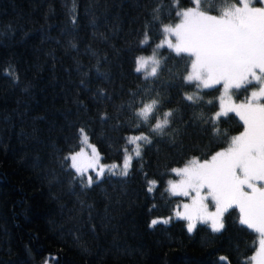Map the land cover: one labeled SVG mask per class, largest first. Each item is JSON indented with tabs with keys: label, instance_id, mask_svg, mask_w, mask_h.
<instances>
[{
	"label": "trees",
	"instance_id": "obj_1",
	"mask_svg": "<svg viewBox=\"0 0 264 264\" xmlns=\"http://www.w3.org/2000/svg\"><path fill=\"white\" fill-rule=\"evenodd\" d=\"M236 2L202 0L200 9L220 15L224 4ZM192 3L180 0L179 7ZM155 6L156 0H0V264L249 261L256 233L240 225L237 209L225 214L220 233L199 221L189 233L179 217L156 219L170 213L177 197L165 188L171 168L190 156L207 157L243 127L234 112L215 119L219 85L200 90L198 106L182 99L197 92L195 82L185 83L191 57L165 45L156 50L164 67L157 86L174 85L161 90L171 103L159 115L175 110L181 133L198 117L187 135L174 144L141 142V157L125 139L149 131L145 125L136 130L137 118L124 107L128 93L146 83L134 60L156 49L164 23L176 18L174 0H162L149 29L150 46L141 50L138 41ZM234 90L243 93L246 86ZM101 112L126 126L117 130L114 119L99 120ZM81 127L102 161L133 155L127 178L111 176L86 193L78 186L70 190L57 157L78 146ZM89 204L95 209L91 221ZM154 219L160 222L152 225Z\"/></svg>",
	"mask_w": 264,
	"mask_h": 264
},
{
	"label": "snow or ice",
	"instance_id": "obj_2",
	"mask_svg": "<svg viewBox=\"0 0 264 264\" xmlns=\"http://www.w3.org/2000/svg\"><path fill=\"white\" fill-rule=\"evenodd\" d=\"M196 7L180 9V0H174L175 16L181 22L175 27L165 26L163 33L175 37V43L166 39L157 45L155 53L164 44L177 55L187 54L191 57L192 73L185 78L187 85L195 82L196 94L183 96L182 99L198 106L202 97V89H212L222 84L225 91L241 89L245 86L259 85L258 91H253L250 98L243 104L218 111L215 119L227 117L229 112H235L243 121L244 131L231 137L227 148L217 151L210 159L202 163L193 160L190 167L174 168L171 171L182 177L179 183L169 181L173 196L188 197L191 204L182 205L184 212L177 211L176 216L187 221V231L193 232L200 224H209L213 233L225 229L224 217L230 210L238 209L239 223L247 229L259 234V249L251 260H260L264 264V0H237L236 3H226L220 9V15H211L201 11L202 0H194ZM162 0H156L157 6L152 8L151 20L144 25L143 39L138 41L142 50L150 46L149 29L153 21L159 19L158 13L163 9L159 6ZM255 4L262 6L256 7ZM75 18L72 23L75 24ZM75 47V45H73ZM150 72L144 76L145 85L128 93L129 101L124 106L132 116L137 118L136 130L141 125L148 126L147 134L126 137L127 143L136 144L135 157H141L142 145H152L155 142L167 140L175 143V138L187 135V128L192 127L199 119L195 115L184 125L181 133L175 127V110L163 111L164 105L171 100L160 94L161 90L174 85L158 83L159 72L164 71L161 61L153 56ZM135 71L141 73L146 69L148 60L143 57L135 58ZM159 70V71H158ZM12 75L13 70L9 69ZM152 78V84L147 81ZM18 79V77H17ZM83 84V81H81ZM210 104L211 101H208ZM114 119L116 129L126 126L119 117H110L107 112H101L98 119L107 122ZM155 121L151 123V121ZM210 123V121H205ZM80 135L87 136L85 128L78 129ZM62 151V150H60ZM127 153V149H124ZM80 152L69 150L66 155L58 156L57 163L68 172L70 190L78 186L81 193H86L93 187L103 184L109 177L119 175L129 176L132 168V154L124 156L123 165L106 166L98 163V152L92 147V158L87 167L78 161ZM92 169L94 175L87 174ZM120 169L117 172V169ZM154 185L156 181H150ZM179 189V190H178ZM152 192L153 188L148 187ZM209 203L214 211H209ZM84 207V202H80ZM88 219L92 220L94 206L87 205ZM107 209V206H106ZM152 220L151 224L159 223ZM95 232V225H91ZM255 247V244L253 245ZM226 259V258H221ZM242 264H249L243 261Z\"/></svg>",
	"mask_w": 264,
	"mask_h": 264
},
{
	"label": "rangeland",
	"instance_id": "obj_3",
	"mask_svg": "<svg viewBox=\"0 0 264 264\" xmlns=\"http://www.w3.org/2000/svg\"><path fill=\"white\" fill-rule=\"evenodd\" d=\"M253 6L259 7V6H262V5L255 4ZM192 7H196V4H195L194 0H193V3L192 4L180 6V9H188V8H192ZM201 11H204V10H201ZM209 14H211V15H217V14H213V13H210V12H209ZM180 22H181V18L176 17L174 20L164 23L163 28L165 26H171V27L174 28L175 25L176 24H179ZM163 28H162V30H163ZM166 39H170V40H172L173 43H175V37L174 36H171L169 34H165L162 31L160 37L157 39V41L154 44L155 48L157 47V45H160V44L164 43ZM164 45L167 46L166 43ZM153 56L155 57L156 60H158V55L156 54V52L154 53L153 50L152 51H149L147 53H140L139 54L138 57H143L146 60H148V65L146 66V69L144 71H142L144 74H147V72H150L151 67L155 66V65L152 64L151 59H150ZM136 58H137V56H136ZM191 59L192 58H190V65H189V69H188V71L186 73V77L190 73H192V71H193L192 70V67H191ZM135 66L137 67V64L136 63H135ZM258 89H259V85L255 84V82H254V84L252 86H246L245 92H243V93L242 92L236 93V91L234 89H229L228 91H225L223 85L220 84L219 85V91H218V94H217V100H218L217 112L218 111L227 110L230 107H235L236 105H240V104L245 103L250 98L251 93L253 91H258ZM192 94H195V92L194 91L188 92V95H192ZM237 117L239 118V116H237ZM241 122H242V125H243V121H241ZM243 131H244V125H243L242 129L238 133L234 134L233 136H237V135H239ZM78 135H79V139H78L79 144H78V146L76 148H74L71 151L80 152L81 155L78 157V161L82 165H84L85 167H87V164L90 162V160L92 158V147L95 146V145L88 139L87 136L85 137L83 135H80L79 132H78ZM135 135H139V134L138 133H130V134H128V137L135 136ZM230 142H231V140L224 147L218 148V149L214 150L213 152H211L207 157L198 158L196 156H190V157L186 158L185 161H183V162H181V163H179L177 165H174L171 168V170L174 169V168L190 167L191 166V162L193 160H196L197 162L202 163L205 159H210L211 155L215 154V152L222 151L225 148H227L229 146ZM136 147H137V145L136 144H133V147H132V153L133 154L135 153ZM125 155L126 154H124L123 157L121 159H119V160L102 161L100 159L99 152H98V163L100 165H106V166H114V165H120V166H122ZM119 171H120V169L118 168L117 169V172H119ZM87 174L94 175V173L92 172V169H90V168L87 169ZM181 179H182V177L180 175H178L176 173H173V172H172V175H169L165 179V188L168 191V193L172 194L168 182L169 181H173L175 183H179V181ZM185 203L191 204L190 198H188V197H182V196H177L176 199H175L174 206L171 209L170 213L168 215H165V216L156 217V219H160V220L166 221L169 218L177 217L176 216V212L177 211L184 212V209H183L182 205L185 204ZM208 210L209 211H214V207L211 205V203H209V209ZM237 211H238V209H237ZM238 219H239V212H238ZM184 223H185V225L187 227V221L186 220H184ZM208 225L210 226V222H209ZM258 241H259V234L256 233V243H255V247L252 250V253L250 255V258L253 257V256H255L257 254V251L259 249V243H258ZM250 258H249V264H258V261L260 260L259 257L257 258V260H251Z\"/></svg>",
	"mask_w": 264,
	"mask_h": 264
}]
</instances>
